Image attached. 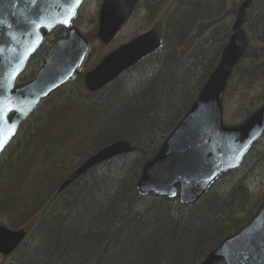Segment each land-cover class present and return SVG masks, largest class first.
I'll use <instances>...</instances> for the list:
<instances>
[{"label": "trees", "instance_id": "1", "mask_svg": "<svg viewBox=\"0 0 264 264\" xmlns=\"http://www.w3.org/2000/svg\"><path fill=\"white\" fill-rule=\"evenodd\" d=\"M157 1L142 0L147 24L164 19L163 27L151 26L164 40L161 50L96 93L79 74L41 104L1 155L0 221L29 233L19 264H201L264 204V192L245 180L219 191L236 171L190 209L177 200L138 196L144 165L219 63L233 25L223 23L225 15L235 19L244 0H188L159 16L168 0ZM254 5L261 11L247 14L248 52L224 95L239 107L232 125L264 103V0ZM89 40H96V30ZM34 75L35 68L25 82ZM120 140L135 153L93 167L58 194L87 157Z\"/></svg>", "mask_w": 264, "mask_h": 264}, {"label": "water", "instance_id": "2", "mask_svg": "<svg viewBox=\"0 0 264 264\" xmlns=\"http://www.w3.org/2000/svg\"><path fill=\"white\" fill-rule=\"evenodd\" d=\"M244 0L216 70L198 100L142 170L140 196L179 197L196 204L225 173L239 168L250 148L264 133V106L242 126L223 123L222 96L234 68L247 52L243 31ZM83 0H0V156L21 125L53 93L77 75L89 42L72 28L58 41L32 82L15 87L16 80L47 36L57 27H69ZM138 0H105L100 9L99 40L109 44L133 14ZM44 31L41 33V31ZM161 47L156 31H148L107 55L86 74L89 92H96ZM126 141L114 142L79 166L62 184L71 186L90 169L111 159L134 153ZM23 231L0 227V254L11 255L24 240ZM264 264V206L239 233L223 241L202 264Z\"/></svg>", "mask_w": 264, "mask_h": 264}, {"label": "rangeland", "instance_id": "3", "mask_svg": "<svg viewBox=\"0 0 264 264\" xmlns=\"http://www.w3.org/2000/svg\"><path fill=\"white\" fill-rule=\"evenodd\" d=\"M102 0H89L83 6V9L80 12L79 18L74 22V26L77 27L81 33L87 35L88 37L95 30L99 5ZM143 2L139 8L136 16L123 28L120 32L116 41L108 47H103L99 42H93L91 46V50L89 52L88 58L85 62V65L82 69V72H87L89 68H93L106 54L116 49L122 44L129 42L135 35L143 33L145 30H149L152 25H159L163 27L164 19L161 17L152 21L151 24H147L149 22L146 10L144 9ZM145 10V11H144ZM232 24L234 23V18L230 19ZM52 41L55 40V35L51 38ZM47 48L42 51V54H45ZM41 57L36 59L31 67V70L35 68V66L39 63ZM228 102V103H227ZM228 104L229 111L227 115L229 120L225 121L227 125L233 124V119L236 116L235 113L238 112V105L236 106V100H228L224 98L223 105ZM225 116V117H226ZM224 117V118H225ZM264 155V138L258 143L255 147L253 153L251 154V158L245 162V164L234 173V177L230 176L226 178V185H221L219 191L224 189L228 184L238 182L240 179L245 180L248 183V186H251V190H256L258 193L264 192V160L262 161L261 156ZM258 185V186H257ZM152 198L147 197L146 201H150ZM147 203V202H146ZM144 205V204H143ZM186 214V213H185ZM2 222L0 221V226H2ZM6 227V226H5ZM7 228H9L7 226ZM10 229V228H9ZM220 237L221 235H217ZM19 254H15L9 258H4L0 255V264H19Z\"/></svg>", "mask_w": 264, "mask_h": 264}, {"label": "bare ground", "instance_id": "4", "mask_svg": "<svg viewBox=\"0 0 264 264\" xmlns=\"http://www.w3.org/2000/svg\"><path fill=\"white\" fill-rule=\"evenodd\" d=\"M163 0H159V1H157V3L159 4V3H161ZM185 1H188V0H168V2H167V4H166V6L163 8L164 10H162V11H160L159 13H158V16L159 15H164L165 13H166V11H167V8L169 9L170 7H172V5H177L178 4V6L181 4V3H185ZM254 4V2H252L250 5H249V7L246 9V19H245V23H244V26H243V31H244V33L247 35V24H246V22H247V14L250 12V10L251 9H254V11H255V13L257 14L259 11H261L260 9H258L255 5L252 7V5ZM252 7V8H251ZM240 8V7H239ZM239 8H238V10H237V14H236V16L238 15V11H239ZM164 11V12H163ZM162 13V14H161ZM79 16H80V13H78L77 15H76V18L75 19H78L79 18ZM261 16L262 17H264V11L262 12V14H261ZM225 20H224V24H226L231 18H230V16H227V15H225ZM256 25V24H255ZM257 27V26H256ZM231 36V35H230ZM225 49V48H224ZM224 49L222 50V52H221V56H222V53H223V51H224ZM220 59H221V57H220ZM219 62H220V60H219ZM219 64V63H218ZM217 67H218V65H217ZM216 67V68H217ZM216 68H215V70H216ZM214 70V71H215ZM213 71V72H214ZM212 72V73H213ZM211 73V74H212ZM210 74V75H211ZM121 75H123V74H121ZM120 75V76H121ZM209 75V76H210ZM119 76V77H120ZM209 76L207 77V79H206V81L208 80V78H209ZM118 77V78H119ZM206 81H205V83H206ZM205 83H204V85H205ZM204 85L202 86V88H201V90L199 91V93H198V95H197V97H196V99L194 100V102H193V104H195V102L198 100V98L200 97V94H201V92H202V90H203V88H204ZM227 91V88L225 89V91L223 92V96H222V99H224V95H225V92ZM193 104L191 105V107L193 106ZM264 106V103L259 107V108H257L247 119H245L243 122H241V123H239V124H236V125H227L226 127L227 128H234V127H240V126H242L249 118H251L257 111H259L262 107ZM191 107L188 109V111L185 113V115L181 118V120L177 123V125L175 126V128L178 126V124L182 121V119L186 116V114L189 112V110L191 109ZM168 137L169 136H167L166 138H165V140L162 142V144L160 145V147H159V149L157 150V152H156V154L158 153V151L160 150V148H161V146L164 144V142L168 139ZM264 138V133L262 134V136L254 143V145L250 148V150H249V152H248V155L247 156H250L252 153H253V151H254V149H255V147L258 145V143L262 140ZM129 143V142H128ZM129 145L131 146V147H133V148H135V150H136V147H134L133 145H131V143H129ZM107 147V146H106ZM105 148V147H104ZM104 148H102L101 150H103ZM101 150H99V151H101ZM99 151H97L96 153H98ZM96 153H94V154H96ZM93 154V155H94ZM155 154V155H156ZM93 155H91L90 157H87L79 166H81L85 161H88ZM78 166V167H79ZM241 167H239V168H237V169H235V170H232V171H229V172H227V173H225L224 175H222L221 176V178L219 179V180H217L209 189H208V191L202 196V197H205V195L207 194V193H209L214 187H216V185L224 178V176H226L227 174H229V173H233V172H235V171H238L239 169H240ZM69 177V176H68ZM67 177V178H68ZM66 178V179H67ZM65 179V180H66ZM65 180L63 181V183L65 182ZM62 183V184H63ZM62 184H61V186H62ZM138 184V183H137ZM61 186L59 187V189H58V194H62V193H64L69 187H67V188H65L64 190H62V191H60V189H61ZM136 190H137V185H136ZM137 193H138V191H137ZM138 196L140 197V198H143L144 199V197H142V196H140L139 195V193H138ZM152 196H154V197H157V198H165V199H168V200H177L178 202H179V204L181 205V206H183L184 208H186V209H190V208H192V207H194V206H196V205H198L199 204V202H200V200L196 203V204H194V205H184V204H182L181 202H180V200H179V197L177 196V197H175V198H168V197H166V196H160V195H156V194H152ZM264 206V204L262 205V207ZM261 207V208H262ZM261 208H260V210H261ZM185 209V210H186ZM259 210V211H260ZM258 211V212H259ZM258 212L256 213V215L258 214ZM255 215V216H256ZM254 216V217H255ZM254 217L250 220V222L254 219ZM249 222V223H250ZM249 223H247L241 230H243ZM241 230H239L238 232H236V233H234V234H232L230 237H232V236H234L235 234H237V233H239ZM20 231H23V232H25V234H26V236H25V238H24V240L22 241V243L20 244V246L13 252V254L11 255V256H14L15 254H17L18 253V251H19V249L21 248V246L27 241V239L29 238V233L26 231V230H20ZM230 237H228V238H230ZM228 238H226V239H224L223 241H225V240H227ZM222 241V242H223ZM221 242V243H222ZM220 243V244H221ZM219 244V245H220ZM218 245V246H219ZM217 246V247H218ZM216 247V248H217ZM216 248H214L210 253H208L206 256H205V258L203 259V261L201 262V264L205 261V259L208 257V255H210ZM220 264H224L223 262H221Z\"/></svg>", "mask_w": 264, "mask_h": 264}, {"label": "snow or ice", "instance_id": "5", "mask_svg": "<svg viewBox=\"0 0 264 264\" xmlns=\"http://www.w3.org/2000/svg\"><path fill=\"white\" fill-rule=\"evenodd\" d=\"M0 147H3V144L2 143H0Z\"/></svg>", "mask_w": 264, "mask_h": 264}]
</instances>
